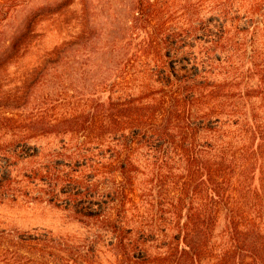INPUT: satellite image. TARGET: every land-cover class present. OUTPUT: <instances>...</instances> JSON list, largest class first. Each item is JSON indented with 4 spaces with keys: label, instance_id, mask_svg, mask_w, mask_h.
<instances>
[{
    "label": "trees",
    "instance_id": "1",
    "mask_svg": "<svg viewBox=\"0 0 264 264\" xmlns=\"http://www.w3.org/2000/svg\"><path fill=\"white\" fill-rule=\"evenodd\" d=\"M29 1L0 0V24ZM95 6L47 0L5 51L38 53L37 20L78 10L28 67L43 79L0 104V197L42 186L99 231H0V264H264V0H129L71 88L66 60L86 51Z\"/></svg>",
    "mask_w": 264,
    "mask_h": 264
},
{
    "label": "rangeland",
    "instance_id": "2",
    "mask_svg": "<svg viewBox=\"0 0 264 264\" xmlns=\"http://www.w3.org/2000/svg\"><path fill=\"white\" fill-rule=\"evenodd\" d=\"M51 1L49 0V2ZM94 2L96 6L90 18L91 23L82 20L80 22L82 28L90 24V30L87 32L91 35L86 36V39L89 37L88 41L90 43L82 55L66 60L67 67L64 69V75L71 88H83L88 85V77L92 75L96 66H98L97 61L100 62L102 59V54L96 47L104 38L112 40L115 36L118 37L120 30L119 18H127L125 16H128L129 0H94ZM46 3L47 0H31L16 8L0 24V104L2 105L11 102L9 97L14 90L26 86L27 83L33 80L43 79L39 71L30 72L28 67L39 64L42 51L59 44L60 38L63 39L70 34L73 24L71 19L78 17V10L76 12L75 10H66L65 13H68V16L62 19L55 16L49 22L37 20L33 27L34 33L30 36L38 48V53H29L24 57L11 58V56H8L5 51L11 45V42L25 29L30 16L37 13L41 9L40 7ZM93 46L94 50L92 49ZM41 65L44 66L43 63ZM43 75L45 76V74ZM47 78L49 80L50 76ZM52 86H54L53 83L48 82L42 88L43 91H34L35 104L43 102L42 96L48 95V92L52 90ZM47 147L51 148L52 145ZM21 168L19 166L16 170L19 171ZM18 188L20 193L16 192L17 197L15 198L7 200L0 197V231L10 233L11 231L26 232L33 229H45L52 230L54 233H61L64 237H73L75 240L92 237L95 232L99 231L97 229H83V226L78 224L69 213L42 201L45 198V191L42 186H39L28 196L27 191L30 192V188L27 183H20ZM87 231H90L89 234H87Z\"/></svg>",
    "mask_w": 264,
    "mask_h": 264
}]
</instances>
